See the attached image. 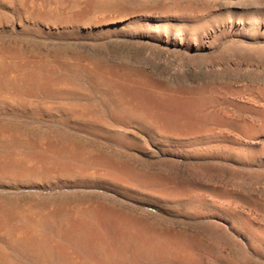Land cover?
I'll return each mask as SVG.
<instances>
[{
  "label": "rangeland",
  "instance_id": "374dc122",
  "mask_svg": "<svg viewBox=\"0 0 264 264\" xmlns=\"http://www.w3.org/2000/svg\"><path fill=\"white\" fill-rule=\"evenodd\" d=\"M115 1L126 8L122 15L153 17L169 24L168 33L57 38L8 28L0 31V46L85 58L143 88L119 102L77 80L83 94L62 101L93 109L97 123L4 109L0 124L59 134L128 177L0 187V197L11 204L102 205L113 222L144 231L140 264H264V0ZM132 262L130 251L125 263L110 264Z\"/></svg>",
  "mask_w": 264,
  "mask_h": 264
},
{
  "label": "bare ground",
  "instance_id": "6f19581e",
  "mask_svg": "<svg viewBox=\"0 0 264 264\" xmlns=\"http://www.w3.org/2000/svg\"><path fill=\"white\" fill-rule=\"evenodd\" d=\"M125 10L115 0H0V31L10 28L17 33L57 38L111 30L121 36L142 33L153 38L168 33L169 24H159L158 19L143 14L127 17L122 15ZM107 13L119 16L106 19ZM77 80L100 96L119 102L143 88L141 83L126 82L85 58H60L24 51L17 45L0 46V112H58L63 121L97 123L93 109L62 101L64 96L83 94ZM126 177L116 163L59 134L43 130L37 135L34 129L0 124L2 188L109 183ZM84 205L11 204L0 197V264H22L18 260L27 264L125 263L130 251L132 264H140L145 252L144 231L124 221L113 222L102 205ZM150 250L156 258L157 242Z\"/></svg>",
  "mask_w": 264,
  "mask_h": 264
}]
</instances>
